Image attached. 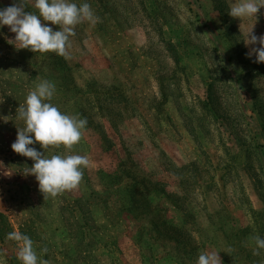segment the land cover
<instances>
[{
	"label": "rangeland",
	"instance_id": "1",
	"mask_svg": "<svg viewBox=\"0 0 264 264\" xmlns=\"http://www.w3.org/2000/svg\"><path fill=\"white\" fill-rule=\"evenodd\" d=\"M72 2L97 19L75 26L66 57L18 49L0 28V264H21L13 231L46 264H196L201 252L264 264V63L243 42L252 27L264 35V8L240 20L235 0ZM42 80L56 85L50 103L88 121L71 149L30 146L88 157L80 184L56 196L11 148Z\"/></svg>",
	"mask_w": 264,
	"mask_h": 264
},
{
	"label": "clouds",
	"instance_id": "2",
	"mask_svg": "<svg viewBox=\"0 0 264 264\" xmlns=\"http://www.w3.org/2000/svg\"><path fill=\"white\" fill-rule=\"evenodd\" d=\"M37 12L25 11V0H12L10 6L0 7V28L9 26L15 34L14 42L18 49H28L34 53L52 52L67 56L70 37L75 35L74 28L84 20L95 22L97 19L89 3L77 4L72 0H34ZM264 8V0H235L228 10L233 18L258 19L257 14ZM58 25L54 31L47 23ZM254 26V25H253ZM243 42L249 49L246 57L253 62L264 63V35L254 34L253 27L243 33ZM257 45H259L257 47ZM56 92V85L42 80L30 91L17 114L25 122V127L18 129L17 138L12 143L14 152L34 161L30 173L35 175L39 189L44 194L56 196L66 190L75 189L83 179V170L89 166L87 156L52 155L47 156L30 147L39 142L42 148L52 145H64L71 149L78 144L87 127V119L79 115H68L50 103ZM6 239L19 243L18 259L21 264H46L37 255L33 240L26 234L13 231ZM256 251L264 250V237H254ZM46 252L47 249H43ZM219 252H201L196 264H221Z\"/></svg>",
	"mask_w": 264,
	"mask_h": 264
},
{
	"label": "trees",
	"instance_id": "3",
	"mask_svg": "<svg viewBox=\"0 0 264 264\" xmlns=\"http://www.w3.org/2000/svg\"><path fill=\"white\" fill-rule=\"evenodd\" d=\"M213 95H212V85H209V99H208V104H212L213 103Z\"/></svg>",
	"mask_w": 264,
	"mask_h": 264
}]
</instances>
